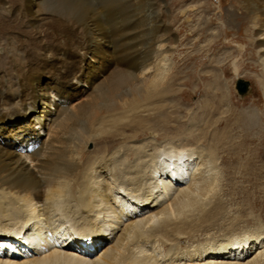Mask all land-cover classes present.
<instances>
[{
	"label": "bare ground",
	"instance_id": "6f19581e",
	"mask_svg": "<svg viewBox=\"0 0 264 264\" xmlns=\"http://www.w3.org/2000/svg\"><path fill=\"white\" fill-rule=\"evenodd\" d=\"M45 2L19 0L7 7L8 13H17L20 25L3 34L10 63L0 71V245L22 257H0V264H177L174 259L178 264H264V251L248 258L244 252L228 254L233 247H250L251 236H233L236 224L220 222L224 201H213L218 164L227 156L241 159L245 150L240 165L247 167L248 158L257 154L247 144L248 130L264 122L262 113L254 109L242 116L241 134L234 128L238 122L224 118L210 122L211 132L208 126L198 132L188 123L184 128L172 125L169 103L163 102L176 93L178 75L170 73L168 63L175 34L163 12L150 52L135 55L140 51L135 26L118 28V17L105 7L82 5L78 16L62 21ZM232 2L241 5L253 25L264 68V0ZM14 38L18 43L12 52L8 46ZM212 78L227 100L229 82L217 74ZM260 82L264 84V70ZM210 106L207 102L202 111ZM12 116L25 117V124L6 131L5 121ZM190 143L195 147L187 148ZM193 155L200 158L197 168L189 164ZM107 190L127 197L118 200ZM214 229L218 231L210 236ZM257 233L261 240L264 232ZM22 235L24 245L16 244ZM96 236L101 243L111 242L87 258L92 251L78 241L88 237L95 244ZM184 239L198 242L192 244L193 252H179ZM153 242L167 253L150 252Z\"/></svg>",
	"mask_w": 264,
	"mask_h": 264
},
{
	"label": "rangeland",
	"instance_id": "374dc122",
	"mask_svg": "<svg viewBox=\"0 0 264 264\" xmlns=\"http://www.w3.org/2000/svg\"><path fill=\"white\" fill-rule=\"evenodd\" d=\"M3 1L0 0V17L2 15V17L0 18V35H2L0 36V71H5V69L8 68L7 65H9L10 63L9 52L4 48V42L6 38L4 39L3 34L6 30L13 29L18 31V26L20 25L17 20V13H8L7 11L8 6H17L19 0ZM44 1H46V6L50 9V11L56 14L55 16H57L58 19L62 18V21H66L67 19H69L67 21L72 20L74 17H76V15L78 16V14H80V11L83 10L85 5L88 6V4L91 7H96L98 9H103V7H105L107 12H113L115 16L118 17L117 22L119 23H116L118 28L124 24H131L135 26V33H137L138 36H136L135 40L139 44L140 50L139 52H136L135 55H144L145 53L150 52L151 42H153V39L158 33L157 31L160 27L159 25H161L162 23V21L160 20V14H162L163 12L164 16L166 15L165 17L163 16V18H165L166 20L168 18L169 21L167 20V24L169 22L168 26L175 34L174 48L170 52L171 55L169 56L168 63H171L170 73L172 72L173 74L178 75V78H175L174 81V88L176 89V93L174 95H170L166 99V101L164 100L163 102L165 104L169 103V105L167 104V106H169L167 111H170V114L172 115V125L174 123L177 124V126H181V128H184L188 123V126L193 127V129L198 132L199 130L207 128L208 126L207 130L209 129V132H211L212 120H216V118L217 120L224 118L223 120L235 123L243 120V117H245L244 115L254 109L257 112H261L264 117V84H261L260 82V75L263 72L264 68L260 64V54L258 52L257 45L253 41V38L255 37L252 30L253 25L251 22H249L250 24L247 23L248 21H246V19L244 18L245 11L241 8V5L238 2L235 3L232 2V0H105L107 3L104 0H85L86 2L84 0ZM237 3L239 4V6ZM80 4L84 7L78 6ZM8 15L10 16V18L7 17ZM240 17L242 18V20ZM128 19L130 22L128 21ZM130 19L133 20L131 21ZM14 41L15 43L13 46L12 43ZM142 41L145 42L143 43ZM9 42H11L8 46V48H10L9 50L15 52L18 41L14 38ZM142 45L145 46L141 49ZM241 45H244L242 51L238 48ZM132 50L133 49H131L130 51ZM238 70L239 73H237ZM214 74H217V76L221 77L222 79L225 78L224 80L227 81V83L229 82V85H227L225 88V91L227 92L226 94H228L227 100L221 99V93H223L224 90L219 91V89L215 88V84H213L212 78ZM236 74H239V77H236ZM46 79L47 77L41 78L42 81H45ZM239 79H243L249 83V91L247 90L248 92L246 94L244 93L242 95L238 92L237 82ZM205 102H211V108L207 113L202 111L203 106L206 104ZM216 108L218 110H216ZM209 112L211 113L209 114ZM195 114L197 116H195ZM223 120H220V122ZM24 122L25 117L20 118L12 116L6 119L5 130L9 131V129H16L19 126L25 124ZM238 123L236 125L237 127L234 128L237 133L241 134L242 132L240 130H243V126L241 125V122ZM247 126L249 127V125ZM250 128L248 130V135L251 138L250 140H248L247 144L250 148L253 149L252 151H255L257 154H255L254 156L252 155L250 159L248 158L249 161L247 160V162L249 163H246L247 167L245 166V164L244 166L240 165L242 164V162H245L244 158L246 157L247 153V151L243 150L241 152V159L232 158L231 160V158L227 156L226 161H221V163L218 164L219 167L217 168V185L219 186L217 187V196L213 199V201L217 200V198L223 200L226 209V212H224L222 216V221L220 222H223V224L226 225L230 224V222L231 224H236V230L233 236H238L240 234H247L248 236H251L248 244V246L250 247L247 248V246H245V249H237V247H233L228 251L230 252L228 254H231L233 257L239 255L242 256L243 252L246 256L245 258H248L250 256L254 257L255 255H257V253L259 254L260 252L264 251V235L262 234V238L260 237L263 241L255 237L257 236L258 231L260 233L264 232V122L257 123V126L255 125L254 128ZM257 129L260 131H258ZM170 130L171 135H174L175 132H173V126L170 127ZM156 133L158 134V132ZM146 137L149 136H143L142 138ZM258 139L260 140L258 141ZM254 144L258 148L255 147ZM118 145L119 144H117V146ZM195 145L196 143H190L187 144L186 147L191 149L190 147H195ZM117 146L115 147V149L118 148ZM88 148L90 151H93L95 149V144L90 143ZM239 160L241 161L239 162ZM28 162L31 163L30 160H28ZM189 164L194 165V167L197 168V165L200 164V158H198L197 155H193L192 157H190ZM104 176H107L106 173L104 174ZM108 176L111 177L110 174ZM183 183H185V181L181 182V184ZM42 188H44V185L42 186ZM113 189L116 190L115 188ZM121 190L123 189L121 188ZM107 192H112L113 194L115 193V196L119 197L118 200H122L127 197H125V194L121 195L117 193L119 195H116V192L112 190H107ZM131 203L134 208L140 207L139 204H136L137 202ZM0 226H2V224H0ZM214 231L216 232L218 230H212L209 235L211 236V234H215ZM119 234H121V232H119ZM229 234L231 233H228V235ZM99 236L103 237L104 233H101V235ZM99 236H96L98 238L96 239L95 244H90L88 237H86V241H82V239L79 240L81 242L78 241V244L81 248H85L88 252L92 251L91 253L93 254L88 255L87 258L92 259L94 255L99 253L101 254V251L102 249H104L105 244L111 242V240H108L106 243H101L99 241L101 237ZM205 236L206 235H203V237ZM1 237L7 238L6 235H3ZM17 239V242L19 243L16 244L24 245V243L22 242V240L24 239L23 235L17 237ZM257 239H259L260 241H256ZM192 244L195 246L196 244H198V242L184 239L181 242L182 249H180L179 252H193L196 247L193 246L191 248ZM95 245L98 247L97 249L95 248ZM152 245L153 248H150V252L154 251L153 254H155L156 256L162 257V255L167 253L168 251L165 250L159 244V242H153ZM187 246L188 248L190 247L188 250L185 249ZM0 249H3V251L5 252L0 255L1 258L10 257V259H13L16 257L15 259H17L18 257H22V255L18 256L12 252L10 254L9 252L12 250V248L10 246H7L5 243L0 245ZM253 257H251V259ZM20 259L21 258H19L18 260ZM236 259L240 261L241 258ZM174 260H176L175 263L178 264L179 260ZM227 260L231 261L229 259ZM184 261L186 260H183V262ZM166 263L171 264V260H167L164 262V264Z\"/></svg>",
	"mask_w": 264,
	"mask_h": 264
},
{
	"label": "water",
	"instance_id": "95a60500",
	"mask_svg": "<svg viewBox=\"0 0 264 264\" xmlns=\"http://www.w3.org/2000/svg\"><path fill=\"white\" fill-rule=\"evenodd\" d=\"M237 89L239 93L244 94L249 89V83L243 79H239L237 82Z\"/></svg>",
	"mask_w": 264,
	"mask_h": 264
}]
</instances>
